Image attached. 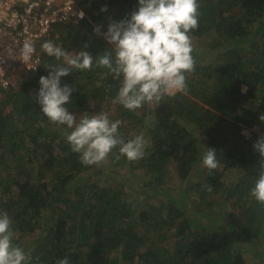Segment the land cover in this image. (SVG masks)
I'll list each match as a JSON object with an SVG mask.
<instances>
[{
	"label": "trees",
	"instance_id": "16d2710c",
	"mask_svg": "<svg viewBox=\"0 0 264 264\" xmlns=\"http://www.w3.org/2000/svg\"><path fill=\"white\" fill-rule=\"evenodd\" d=\"M198 3L189 35L201 44L192 46L186 93L129 111L112 102L119 81L95 63L61 80L77 89L65 105L77 120L103 111L122 121L126 141L144 133L142 158H107L128 167L137 188L108 174L95 178L97 165L82 164L65 138L49 133L56 123L33 97L40 77L62 63L42 50L45 41L95 59L110 45L94 26L103 33L130 18L138 0H82L87 17L53 26L36 68L15 70L0 90V213L12 219L13 242L31 253V264L65 257L69 264H246L240 240L264 248V205L250 195L261 160L253 144L264 135V0ZM204 146L216 150L217 169L202 165ZM231 169L240 175L226 184ZM174 174L178 187H166Z\"/></svg>",
	"mask_w": 264,
	"mask_h": 264
},
{
	"label": "clouds",
	"instance_id": "9594fccd",
	"mask_svg": "<svg viewBox=\"0 0 264 264\" xmlns=\"http://www.w3.org/2000/svg\"><path fill=\"white\" fill-rule=\"evenodd\" d=\"M199 7L198 0H138V8L130 18L110 22L103 33L101 26H94V34L102 36L110 45L95 59L86 50L68 52L51 41L41 45L48 56L62 63L49 67L48 74L40 77L39 90L33 100L48 120L66 126L69 130L64 134L66 142L74 153L79 154L82 164H99L110 155H115L117 160L121 157L129 161L140 159L147 141L143 132L126 141L119 131L122 121L111 120L107 112L91 115L83 112L77 120L65 107L77 89L68 84L62 86V78L70 76L73 69L91 70L95 63L96 67L106 69L105 77L119 81L112 102L129 111L140 109L145 103L159 104L165 96L186 93L187 74L195 67L189 33L198 28ZM106 11V6L101 8V12ZM84 16L83 11L78 13L79 19ZM34 52L30 41H25L20 48V56L25 62ZM241 90L246 92L247 85H242ZM258 118L264 123V114ZM205 148L202 165L209 171L217 169L216 150ZM117 149L118 153H115ZM253 149L261 160L250 195L264 205V135L253 144ZM207 190L212 191L211 186H207ZM11 226L12 219L8 214L0 213V264H31V253L13 242L15 233ZM58 264H69V260L65 257Z\"/></svg>",
	"mask_w": 264,
	"mask_h": 264
},
{
	"label": "built area",
	"instance_id": "2783aa9c",
	"mask_svg": "<svg viewBox=\"0 0 264 264\" xmlns=\"http://www.w3.org/2000/svg\"><path fill=\"white\" fill-rule=\"evenodd\" d=\"M80 11L85 19L82 0H0V90L8 88L15 70L35 69L41 60L40 43L49 36L52 27L66 22L80 23L84 20L78 18ZM25 41L35 48L27 62L20 56Z\"/></svg>",
	"mask_w": 264,
	"mask_h": 264
},
{
	"label": "rangeland",
	"instance_id": "374dc122",
	"mask_svg": "<svg viewBox=\"0 0 264 264\" xmlns=\"http://www.w3.org/2000/svg\"><path fill=\"white\" fill-rule=\"evenodd\" d=\"M192 39V46L194 45L195 47L200 46L201 44V38H196V37H191ZM51 131H49L50 134H54V135H58L61 136L63 138H65V132L69 131L66 126L63 125H58V124H54L52 128H50ZM244 130V129H243ZM246 132V129H245ZM140 133V132H139ZM244 133V132H243ZM250 131L248 130V135H249ZM66 140V138H65ZM97 168L99 170H97L95 173L98 175H95L96 177L101 176L100 174H104V175H109L110 177L118 180V181H124V180H130L128 181L133 188H137L136 184L137 183H133V180L130 179L132 178V174L129 171L128 167L124 166V167H115V166H111V164L109 163V160L106 159L105 161L96 164ZM238 175H240L239 171H236L234 169L231 170H227L224 172L223 175V180L226 184H229L231 182H235L236 179L238 178ZM178 180L174 175L170 176L166 187L168 188H177L178 187ZM186 202L190 201L189 198L185 197ZM216 204L218 206H221V200L217 201ZM185 208H187V204L184 206ZM192 211L191 210V205L188 206V212ZM220 218L222 220H224L225 215L224 213H220ZM33 237L32 236H27L25 238L24 241H26L25 244H27L28 242L32 241ZM239 246L243 249L245 257H246V264H264V248L263 247H259V246H255L254 243L251 242H247V241H239Z\"/></svg>",
	"mask_w": 264,
	"mask_h": 264
}]
</instances>
